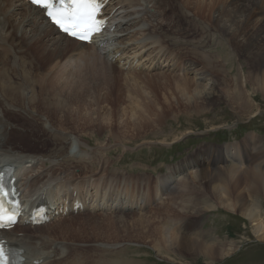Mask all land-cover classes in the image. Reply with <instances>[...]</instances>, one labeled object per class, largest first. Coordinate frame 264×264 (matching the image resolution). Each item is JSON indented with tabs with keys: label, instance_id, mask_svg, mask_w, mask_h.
<instances>
[{
	"label": "bare ground",
	"instance_id": "1",
	"mask_svg": "<svg viewBox=\"0 0 264 264\" xmlns=\"http://www.w3.org/2000/svg\"><path fill=\"white\" fill-rule=\"evenodd\" d=\"M118 1L141 5L146 17L152 21L148 31L164 33V43L169 50L166 52L159 48L147 53L144 61L148 60V66H152L142 68L145 69L140 71L143 73L128 74V79H125L126 100L131 105L133 126L152 127L154 136L161 134L154 127L159 125L156 117L165 114L166 107L187 114H200L209 113L219 104L226 103L238 113V118L257 114L259 106L254 103L253 95L260 92L264 97V0H209L208 8H202L214 12L211 20L192 5V2L200 4L204 0ZM119 8L120 5L116 9L109 7L107 13H114ZM176 18L179 21H175ZM142 20L135 19L134 23L141 25ZM165 22L171 27L168 31H165ZM176 22L180 23L177 31L183 30L188 34L200 32V36L193 40L185 39L178 32L172 35ZM209 27L222 35L228 34L232 41H236L250 64L245 75L230 78V69H226L225 64L222 68L210 56L199 54L200 49L208 44ZM131 33L128 32L129 42H133ZM104 39L109 40L108 37ZM158 42L156 39L155 45ZM138 44L142 46V43ZM182 44L190 46L191 50L175 53L173 49ZM32 50L42 58L37 65L40 74H45L53 64L64 60L75 64V69L73 66L70 69L72 77L78 72L82 80H87L82 84H71V89L67 86L72 81L64 82L62 88L69 89L65 90L67 95L61 91L62 88L51 84L47 73L36 83L29 76L31 62L20 59L18 55ZM105 52L106 47L102 45L81 43L57 32L42 11L26 0H0V164L10 161L17 164L18 185L22 178L18 177L21 164L39 165L36 174H27L23 180L22 197L27 200L45 190L51 199H56L55 193L59 192L63 194L60 200L63 211L67 212L43 225L31 227L19 223L3 231L23 250L25 264H128L126 252L121 254V243L131 241L149 243L157 255L164 250L168 254L187 253L193 258L203 254L210 261L222 259L239 248L238 241L228 232L227 236L221 237L214 234L212 228L204 230V223L209 220L207 217L198 219L203 228L199 224V231L190 234H195L194 237L179 234L183 224H174L177 233L170 230L171 225L168 224L172 221L170 215L175 212L179 217L195 216L199 211L219 210V207L246 218L257 240L264 241V204H261L264 199V143L257 134L248 133L240 141L222 146L198 147L200 150L196 153L168 166L165 175L157 172L115 175L113 172H118L108 169L110 161H104L108 158L103 159V154L98 151L100 147L89 146V141V144H84L72 139V120L61 107L66 108L72 98H81L76 96L78 90L84 88L80 90L82 94L89 92L88 84L94 83L92 74L101 77L107 71L122 68L117 62L107 59L109 54L103 56ZM167 86L178 92L179 97L173 91L168 93L165 90ZM28 88L29 96L25 94ZM37 88L43 95L40 99L32 95ZM122 106L120 112L128 111L126 106ZM113 117V113L104 109L96 119L107 124ZM118 118L121 120L120 115ZM84 122L79 121L78 124ZM217 122L222 123L212 118L210 126L223 125ZM141 130L135 133L139 138L149 135L145 128ZM11 134L19 139L11 136L12 141ZM111 135L115 136L112 130ZM179 135L172 133L158 137L159 141H175ZM47 143L49 148L43 149ZM73 143H77V148H72ZM70 144L68 151L64 146L68 148ZM248 149L251 155H248ZM24 168L28 170L26 166ZM179 182L182 184L178 185ZM76 199L94 201L91 207L95 208L74 214ZM200 204L205 205L197 209L195 206ZM152 206L156 208L155 216ZM161 208H165L166 219L170 220H166L165 228L162 226L165 223L161 225L157 221ZM52 223L55 226H51ZM74 224H82L83 230L94 228L98 231V234L88 237L93 243L90 249L84 247L87 245L85 242L82 245L72 242L75 236L70 230L75 228L72 227ZM200 231L204 234L200 235ZM57 233L62 236H56ZM206 236H212L213 241L204 240ZM88 252L87 256L83 255Z\"/></svg>",
	"mask_w": 264,
	"mask_h": 264
},
{
	"label": "rangeland",
	"instance_id": "2",
	"mask_svg": "<svg viewBox=\"0 0 264 264\" xmlns=\"http://www.w3.org/2000/svg\"><path fill=\"white\" fill-rule=\"evenodd\" d=\"M208 1L209 0L202 1V4H199L198 2H192V5L194 7L197 6L196 8H198V11L202 13V16L204 15L205 18L211 20L213 19L212 16L214 12L208 11ZM117 2H120V4L118 5H120L121 8L115 10L114 13H112L111 19L116 27L111 32L113 37L110 38L108 42H105L106 52L103 53V56H107V54H109L107 57V59L109 60L115 57L114 59H112V61L115 63L117 62V64L122 66L123 69L115 68L113 70L114 73L112 72V70H110L109 72L105 71V75H101V77L99 74H97L96 76H94L95 74H92L91 76L92 78H94V83L92 85L91 81L88 84L89 92L87 94H82L80 90H84V88L78 90V94H76V96H81V98H72L74 102L72 99L71 102L68 101L67 103L69 104L66 108L57 105V103L55 102L57 106L61 107L62 110L66 111L69 114L70 119L72 120V129L74 130V132H72V139L74 138L75 142L79 140L84 144H87L89 141V146L100 147L101 149L98 151L103 154V159L104 157L108 158L104 159V161H110V167L109 164H107L108 169L111 172H113L112 170L118 172H113V174H118V176H124L127 173L138 174L140 172H157L164 173L161 175H165L168 166H173V164H177L176 162L178 161L181 162V160H183L185 157L190 156L191 153H196L198 150H200L199 148L205 145L213 144L222 146L231 141H240L248 133L251 132L260 136L262 138L261 140L264 143V97L260 92L253 95L254 103L257 104L259 108L257 110V114L251 117L248 116L249 114H247L241 118H238L236 116L238 113H235V111H233V109L229 105L227 106L226 103L219 104L209 113L200 114L191 112L187 114L183 113L182 111L166 107L165 114H161L159 117H156V123L159 125H157V128L154 127V129H157V132L159 131V133L161 134L154 136L155 131H151V129H153L152 127H144L146 129L145 131L149 133V135H146L144 137L140 136V138L139 136H136L135 133H140L143 125L133 126L132 124L133 116L132 112L130 111L131 105H128V101L126 100L127 85L125 83V79H128V74L143 73L140 72L141 70L145 71V69L142 68H147L150 64L148 60L144 61L147 53H150L155 49V51H158L159 48L161 49V51L166 50L167 52L169 50H167V47L164 43V41L166 40V36L164 33L158 34L154 31H148V28L152 26V21L146 17L147 14L144 13L145 10H143V7L141 5L129 1L122 2L118 0H111L109 7L116 9L118 7V5H116ZM204 6H206L207 8H202ZM134 18L137 20L143 19L141 25L134 23ZM208 20H206V22H208ZM175 21H179V18H176ZM179 24L180 23L178 22L175 23L172 35H176V32H178V34H180V36H184L185 39L193 40H195L194 37L200 36V32H190V34H188L183 30L177 31V25ZM164 27L165 31H168L171 28L170 25L167 24V22H165ZM208 29V44L204 48L200 49L199 54H201L202 56H210L212 60L216 61L215 64L222 66V68L223 64H225V68L228 70L230 69L232 75L230 78L236 77L238 75H245V72H247V70L250 68V64L246 57L243 56L242 51L238 47L236 41H232L231 38L228 37V34L222 35L211 27H209ZM128 32H132L131 35L133 38V42L127 41L128 36L130 37V34H128ZM156 39L159 42L155 45ZM138 43H142V46ZM115 46H118V48L112 49ZM181 50L189 51L191 50V47L182 44L179 47L173 49L175 53L182 52ZM18 55L20 56V59L29 60L31 62L29 76L36 83L39 81V79L41 81L44 76H47V74L50 76L51 84L54 86H59L60 89L64 85V82L72 81L67 86L68 88H70L71 84H73L74 86L77 85V83L82 84L87 80H82L81 74L78 72L73 73L74 77H72L70 69L72 66L73 70L75 69L74 62H65L64 60L60 61L62 63L57 62L53 64L54 66L49 68L51 70L47 69L49 70L48 72L46 70L47 74H40V69L37 65H40V61L42 58L36 52H33V50L30 53H28V51H23ZM29 55L31 56L32 60ZM139 61L140 63L136 64ZM16 62L19 63V59H16ZM41 72L44 73L45 71ZM81 73L85 74V71H81ZM78 75H80V77H77ZM65 90L62 88L61 91L66 94L67 92ZM165 90L168 93H171V91H173V94L179 97L178 92L174 91L170 86L165 87ZM29 93L30 92L28 88L26 89L25 94L29 96ZM32 95L36 99H40L43 96L40 88L35 89ZM178 100L180 101L181 99ZM121 106L123 108H125L126 106L128 111L124 110V112H120L119 109L121 110ZM104 109L113 113L114 116L111 122L107 124H103V121H100V119H96V117L99 116L101 110ZM118 115H120L121 120L124 122H122L120 118H118ZM212 118L216 121L222 122H217L216 124L223 125H216L215 128L213 126H210V120ZM79 121L86 122L78 124ZM123 123L125 124L123 125ZM117 128H120L121 131H119ZM144 128H142V130H144ZM111 130L115 133L114 137L111 135ZM172 133L180 134L178 137H176L175 141H159L160 137L158 136H170V134ZM11 136L14 135L11 134L9 136L10 139ZM14 138L19 139L16 136H14ZM122 139H124L125 141ZM73 144L74 145L70 144L68 148L65 145L64 148L68 149V151L70 150L71 145L72 148H74V146L75 148H77V143ZM49 146V144L44 145L42 146V148L48 149ZM251 154L252 153H250L249 150L248 155ZM25 166L28 168V170L24 168ZM38 169H40L39 165L30 166L22 164L19 171V176L20 178L22 177L20 179L21 184L27 177V174L32 176L33 173L36 174L35 171ZM151 177L154 178L153 175H151ZM179 181H182V179H180ZM181 184L182 182L178 185ZM164 196L167 197V195ZM212 200L214 201V199ZM261 204H264V199L261 200ZM203 205L205 204L196 205L195 207L197 209H200ZM155 209V206L151 207L153 215ZM164 210L165 208H161L157 216V221L160 224L165 223L163 225L161 224L163 228H165V225L167 224L166 220L170 221L169 219H166L168 214ZM236 214L237 213L232 214L231 212L224 210V208L219 207V210L207 209L204 212L199 211V213L196 214L197 216L184 215L183 217H179L176 212L170 215L173 221L168 223L169 226L171 225L169 228L170 230L177 233V231H175L173 227L174 224H183V227H181L182 229L180 228V235L194 237L193 235L195 234H190L198 230L200 224L198 223V219L202 220L205 217L209 219L208 222L204 223V226L200 224V227H204V230H206L207 228H212L215 231L214 234H219L221 237L227 236V232L230 235L232 234L238 241L239 248L235 250L233 254H230L229 256H226L222 259L210 261L203 254H200L196 258H193L194 256H190L187 253L178 255L173 253L168 254L167 251L164 250H161L160 255H157L156 251L153 250L149 243H143L142 241L121 243L123 245L121 254L126 252L125 257L128 258V264H264V241L257 240L256 234H254L249 221H247L246 218H244L242 215ZM97 215L102 216V214ZM54 223H57V221H55ZM54 223H52L51 226H55ZM81 226L83 225L74 224L72 226L75 227L70 230V233L75 236V240H73L72 242L75 245H82V243L85 242V244L87 245L84 247H89L90 249V246H92L93 243H91L92 239H89L88 237L94 234H98V231H96L94 228H87L86 230H83ZM199 233L200 235H203L204 231H200ZM56 236L62 235L57 233ZM212 238V236H206L205 239L202 237V239H207V241H213L211 240ZM218 240L223 242L222 239ZM88 254L89 252L83 255L87 256ZM96 254H98V256L100 255L99 253ZM113 255L114 254H111L110 256ZM90 256L93 257L94 254L90 252ZM103 256L104 255L101 254L100 257L104 259Z\"/></svg>",
	"mask_w": 264,
	"mask_h": 264
},
{
	"label": "snow or ice",
	"instance_id": "3",
	"mask_svg": "<svg viewBox=\"0 0 264 264\" xmlns=\"http://www.w3.org/2000/svg\"><path fill=\"white\" fill-rule=\"evenodd\" d=\"M43 10L52 23L73 38L86 41L89 33L98 30L99 21L94 19L96 0H31ZM3 242L0 241V244ZM0 264H9L5 250L0 247Z\"/></svg>",
	"mask_w": 264,
	"mask_h": 264
}]
</instances>
